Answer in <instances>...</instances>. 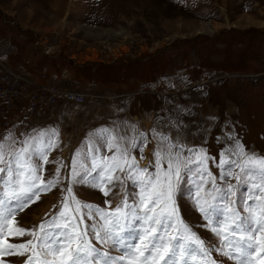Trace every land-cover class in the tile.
I'll use <instances>...</instances> for the list:
<instances>
[{"label":"rangeland","instance_id":"1","mask_svg":"<svg viewBox=\"0 0 264 264\" xmlns=\"http://www.w3.org/2000/svg\"><path fill=\"white\" fill-rule=\"evenodd\" d=\"M64 91L84 99L73 101ZM103 127L126 140L147 134L144 158L137 149L130 153L142 167L154 159L153 129L205 149L217 177L221 152L235 159L227 150L237 141L264 156V0H0V139L11 133L15 143H8L16 148L25 135L55 128L59 147L48 159L58 163L44 165L47 180ZM98 155L112 152L101 148ZM60 175L58 187L14 214L18 227L38 231L57 215L68 195L69 168L61 167ZM72 194L110 210L106 201L114 207L124 192L113 187L106 197L73 184ZM177 203L186 223H206L183 199ZM193 231L217 242L204 228ZM4 259L25 264L21 257Z\"/></svg>","mask_w":264,"mask_h":264},{"label":"snow or ice","instance_id":"2","mask_svg":"<svg viewBox=\"0 0 264 264\" xmlns=\"http://www.w3.org/2000/svg\"><path fill=\"white\" fill-rule=\"evenodd\" d=\"M152 133L158 143L148 165L142 167L130 155L137 149L144 158L147 134L126 140L103 127L89 134L70 166L59 165L47 180L44 165L58 163L48 159L59 147L55 128L25 135L16 148L8 143H15L11 133L0 139V264H8L5 256L24 258L25 264H218L212 253L234 264H264V156L246 152L237 141L227 150L235 159L221 152L217 177L207 167L215 160L205 149L188 148L155 129ZM101 148L112 155L99 156ZM61 167L69 168L70 180L57 215L38 231L18 227L11 218L61 184ZM73 184L106 197L113 187L124 194L114 207L106 201L109 210L76 199ZM178 199L198 210L206 223H186ZM195 227L211 232L217 242L202 239ZM6 236L33 239L10 243Z\"/></svg>","mask_w":264,"mask_h":264},{"label":"built area","instance_id":"3","mask_svg":"<svg viewBox=\"0 0 264 264\" xmlns=\"http://www.w3.org/2000/svg\"><path fill=\"white\" fill-rule=\"evenodd\" d=\"M62 96L66 97L68 99H71L73 101H82L84 99V95L82 93L76 92V91H64V93H62Z\"/></svg>","mask_w":264,"mask_h":264}]
</instances>
